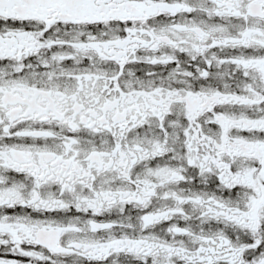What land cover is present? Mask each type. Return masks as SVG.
Segmentation results:
<instances>
[{
    "label": "snow or ice",
    "instance_id": "1",
    "mask_svg": "<svg viewBox=\"0 0 264 264\" xmlns=\"http://www.w3.org/2000/svg\"><path fill=\"white\" fill-rule=\"evenodd\" d=\"M0 264H264V0H0Z\"/></svg>",
    "mask_w": 264,
    "mask_h": 264
}]
</instances>
